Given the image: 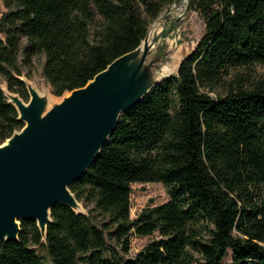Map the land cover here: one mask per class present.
<instances>
[{
	"label": "trees",
	"instance_id": "16d2710c",
	"mask_svg": "<svg viewBox=\"0 0 264 264\" xmlns=\"http://www.w3.org/2000/svg\"><path fill=\"white\" fill-rule=\"evenodd\" d=\"M0 76L30 99L22 66L46 57L56 96L85 86L119 56L137 48L165 3L176 0H3ZM206 33L178 72L122 115L88 172L71 185L87 212L57 204L44 239L22 221L17 241L0 245V264H264V80L210 94L231 69L264 65V0H190ZM141 5L147 17L143 16ZM22 57V61H20ZM25 123L0 85V144ZM162 182L169 200L131 218L134 183ZM95 211L106 216L96 219ZM159 232L126 262L131 236Z\"/></svg>",
	"mask_w": 264,
	"mask_h": 264
},
{
	"label": "water",
	"instance_id": "95a60500",
	"mask_svg": "<svg viewBox=\"0 0 264 264\" xmlns=\"http://www.w3.org/2000/svg\"><path fill=\"white\" fill-rule=\"evenodd\" d=\"M156 41L149 26L137 48L61 101L51 102L28 82V101L4 89L25 125L0 144V245L19 240L22 221L37 222L46 239L57 204L84 212L71 185L99 157L122 115L176 74L158 54Z\"/></svg>",
	"mask_w": 264,
	"mask_h": 264
},
{
	"label": "rangeland",
	"instance_id": "374dc122",
	"mask_svg": "<svg viewBox=\"0 0 264 264\" xmlns=\"http://www.w3.org/2000/svg\"><path fill=\"white\" fill-rule=\"evenodd\" d=\"M141 8L143 10V16L147 17L145 7L141 5ZM6 10L4 1L0 0V17ZM150 26H154L157 52L167 61L170 73L178 72L180 61L197 48L206 33V21L201 12L196 7L191 6L190 0H176L171 3H165L163 11L151 22ZM0 38H2L1 34ZM45 60L46 57L42 56L36 60L31 68L22 66V78L26 82L31 83L41 93L47 94L51 102L61 101L63 96H56L52 92L51 84L44 74ZM20 61H22V57H20ZM240 77L244 79V87H251L258 81L264 80V65L256 63L250 67L231 69L225 80L214 90L210 91V94L215 98L219 95H225L230 83L235 85L237 79ZM0 85L8 91L7 82L3 76H0ZM169 198L168 189L162 182L134 183L131 194V218H137L145 207L160 205L167 202ZM80 203L84 212L89 213L94 208V204H85L84 201H80ZM95 215L98 221H104L106 219L105 215L98 214L96 211ZM159 237L160 234L158 231L149 236L133 234L131 236V248L129 252H125L122 244L113 240L110 235H108V242L113 255L119 256L126 262H132L136 260L137 254L147 244ZM33 248H35L47 264L50 263V254L46 245L34 244ZM233 256V251L230 249L223 264H232Z\"/></svg>",
	"mask_w": 264,
	"mask_h": 264
},
{
	"label": "bare ground",
	"instance_id": "6f19581e",
	"mask_svg": "<svg viewBox=\"0 0 264 264\" xmlns=\"http://www.w3.org/2000/svg\"><path fill=\"white\" fill-rule=\"evenodd\" d=\"M155 26V25H154Z\"/></svg>",
	"mask_w": 264,
	"mask_h": 264
}]
</instances>
